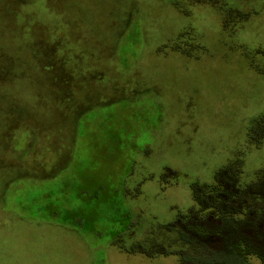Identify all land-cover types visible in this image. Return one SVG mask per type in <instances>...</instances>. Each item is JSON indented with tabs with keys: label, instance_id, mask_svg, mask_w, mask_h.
<instances>
[{
	"label": "rangeland",
	"instance_id": "1",
	"mask_svg": "<svg viewBox=\"0 0 264 264\" xmlns=\"http://www.w3.org/2000/svg\"><path fill=\"white\" fill-rule=\"evenodd\" d=\"M199 1L0 0V264H180L129 250L264 170V0Z\"/></svg>",
	"mask_w": 264,
	"mask_h": 264
},
{
	"label": "trees",
	"instance_id": "2",
	"mask_svg": "<svg viewBox=\"0 0 264 264\" xmlns=\"http://www.w3.org/2000/svg\"><path fill=\"white\" fill-rule=\"evenodd\" d=\"M200 1L215 7L220 2ZM259 123L264 129V117ZM259 132L249 131L254 146L264 140V130ZM241 168L240 161L230 162L218 170L214 185H191L195 207L152 230L166 236L169 249L148 238L129 252L150 258L177 256L180 264H252V259L264 264V170L257 173L255 181L240 185Z\"/></svg>",
	"mask_w": 264,
	"mask_h": 264
}]
</instances>
